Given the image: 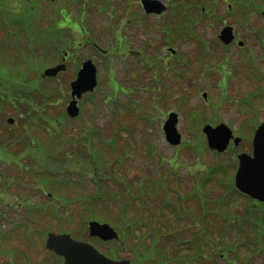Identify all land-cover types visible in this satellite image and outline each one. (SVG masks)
<instances>
[{
  "label": "rangeland",
  "instance_id": "rangeland-1",
  "mask_svg": "<svg viewBox=\"0 0 264 264\" xmlns=\"http://www.w3.org/2000/svg\"><path fill=\"white\" fill-rule=\"evenodd\" d=\"M100 1L104 0H22L19 4L22 7H18L19 2L10 0L12 7L8 3L6 8L14 10L16 14L11 11V15L0 13V77L6 75L8 81H15L9 76L14 74L15 78L22 77L23 84L31 83V87L25 85V91L29 93L28 96H32L34 103L32 107L22 105L21 95L16 88L14 106L0 99V171L4 172L6 177L4 181L0 176V192H7L5 193L7 201L0 199V205L15 223L10 228V223L1 221L3 226L0 227L2 240L0 264H61L50 255L45 246L43 247L46 232L61 229L65 232L77 231L76 234L84 235L87 232V221L92 219L91 217L106 218L119 228L136 215L135 218L140 219L141 225L138 227L136 224L133 232L126 233L124 247L119 249V242L101 246L104 252L115 250L116 256L127 257L134 261L133 264H189L188 257L194 258L193 264H230L231 260H235L237 264H264V246L262 250L253 251L256 245L254 241L256 231L235 229L234 222L237 220L231 218L240 214L246 215L247 207L253 204L247 197L233 199L229 191L231 172L234 174L235 153L240 152L237 150L241 144L234 146L231 142L230 147L235 153L228 151L216 156L206 148L205 139L200 132L201 127L193 124V121H197L201 116L208 120L230 121L236 128L244 119H254L258 122L263 120L264 49L259 44L261 34L254 36L253 33H249L247 23L252 29H263L264 18L256 12L250 18L245 17L241 20L240 10L237 17L236 13L229 14L227 3L222 0H217V5H213L215 0H177L198 5L195 10L204 7V14L200 15L193 27H188L187 21L183 18L188 15L196 16V12L188 10V14L184 16L181 15L180 9L175 11L174 6L172 14L177 23H182V27L176 26L169 39H166L164 34H147L132 27L127 28L128 38L123 36V33L115 34V43L111 45L108 39L114 40V36L106 31L107 29L103 31L101 25L108 20L107 15L122 17L118 5L115 12L106 13L97 12L90 6L86 19L83 13L79 14L81 6L86 10L91 2ZM112 2L115 6V0ZM174 3L175 0L172 6ZM193 8L191 5L189 9ZM0 9L4 10L2 7ZM58 14L64 22H67L68 18L71 19V16L77 17L78 24L87 27L84 28V33L91 31L94 35L93 40L106 52L110 50L111 45L108 54L110 63L100 52L101 55L95 56L101 83L99 85L98 82V87L91 97L80 99L82 116L79 119L69 118L65 114L70 99L69 83L74 78L71 76L72 69L79 58L72 59L69 55V67L65 71L54 78L48 75L40 78L46 68L44 65L50 67L56 61L57 53L60 54L57 49L61 43L86 38L83 37V32L71 33L64 29L63 34L55 30L57 26L60 27L56 22ZM216 16L219 18L218 23ZM111 20L116 26V19ZM223 21L235 25L240 33L239 37L251 47L253 56L243 58L244 54L235 46L226 51L225 47L217 43L218 31L223 26ZM257 31L260 32L261 29ZM193 32L196 33L194 36ZM198 35L200 40L197 39ZM128 43L133 48H144L140 60L133 52H131L133 55L126 59ZM83 44L88 45L87 42ZM166 44L175 48L178 53L179 59H175L171 67L164 62L170 58L169 53L173 54L162 49L167 46ZM201 44L206 50L204 53L199 51ZM78 52L80 58L93 56L94 53L89 45ZM174 54L176 57V53ZM201 55L202 59L199 62L198 58ZM23 56L31 61L29 66L25 64ZM249 60L251 62L254 60L255 65L252 71L254 76L250 74V78L244 73L245 69L235 68V65ZM183 62L189 63L190 66ZM199 64L209 66L206 69L208 73L202 77L197 70ZM107 65L110 66L109 71ZM218 71H222L223 78ZM219 83L225 86L222 92L218 87ZM40 85V91L43 90L45 96L29 91L37 90ZM9 90L10 84L0 81V93L8 96ZM202 92H207L206 99L202 97ZM34 93L37 95L34 96ZM108 96H111L109 100L106 99ZM246 96H255L256 99L259 97L262 100L256 107L260 109L257 115L252 112L246 114L247 111L253 110L252 105L250 107L241 104L247 100ZM250 99L254 100L253 97ZM92 100L95 104H92ZM115 102L122 104L118 108V115L109 109L110 103ZM17 108L24 112L28 110V118L25 119V114L21 117L19 114L21 110L18 111ZM168 111H174L179 116L177 127L182 135V142L175 147L164 140L161 131V124ZM195 112H198V115ZM8 117L13 118V123L7 122ZM85 124L95 127L89 129L85 137L92 144V150L96 151L97 157L103 158L102 172L116 168L117 174L124 176L121 178L122 182L118 176L105 181L102 174L92 175L91 178L95 179L91 180L84 175L89 168L86 163L75 161L73 165L68 164L71 162L70 159H74V152L70 150H83L81 146L76 144L71 146L70 143L78 137L77 130L83 128ZM121 126H128L132 131L130 133L121 131ZM254 127L255 123L242 131L239 130L240 134L249 138ZM59 130L60 135L54 136ZM119 131L124 139L119 138L116 147L120 146L117 151L123 146L128 148L121 165L112 159L115 151L111 150L114 148L99 144V142L109 144L112 141L111 135ZM239 131H236L237 136L241 137ZM79 133L81 136L82 132ZM186 142L191 146L186 145ZM242 142H244L242 146L248 147L246 139ZM68 151L71 152L68 154L70 157L64 156ZM83 153L93 156L91 149L84 150ZM117 154L120 156L118 152ZM54 160L56 163H53ZM86 160L89 161L88 164L97 162L91 157H87ZM217 161L230 171L210 174V167H214ZM59 162L64 164L62 170L56 166ZM44 168L45 171L60 170L54 179L58 178L61 182L57 181L58 184L54 182L56 187L51 185L52 190L45 192L60 197L64 204L53 195L49 197L47 193L41 194L37 189L39 186L44 188L39 184L37 176ZM199 169L202 171L199 172ZM189 172L192 174H188ZM149 176L162 178L161 187L155 198L148 202L152 215L148 211L140 215L141 209L140 211L135 209L138 203L134 202L126 206V218L121 221L118 216L121 206L128 201L125 197L126 195L129 197L128 189L134 188L137 181L139 183L140 179ZM7 179L10 182L15 180L17 182H11L8 187ZM86 182L90 184V190L102 194L106 205L97 201L88 205L86 198H81L85 195L81 189ZM193 185H197L194 190L200 195L186 200L188 196L186 194ZM103 187L108 191L111 189L116 200L113 201L112 194L104 191ZM201 198H204V202H201ZM22 199H29L37 207L32 209L29 207L30 209L26 211L23 207H27L28 202L23 200L20 204L19 201ZM165 199H170L171 202L164 206ZM56 206L59 208L54 210ZM228 209L232 210V215L228 214L230 212ZM262 221L261 229L264 230V217ZM19 224L23 227L18 226ZM260 236L262 242L264 234L260 233ZM164 237L170 239L168 244L164 245L162 242L161 239ZM186 241H190L189 244ZM96 243L97 248H101ZM200 246L202 248H199ZM142 249L148 250L147 254L150 256L140 262ZM153 249H156L155 254L152 252ZM157 250L161 251L162 255H159ZM151 256L158 262L155 260L152 263ZM182 259L185 260L181 261Z\"/></svg>",
  "mask_w": 264,
  "mask_h": 264
},
{
  "label": "water",
  "instance_id": "water-1",
  "mask_svg": "<svg viewBox=\"0 0 264 264\" xmlns=\"http://www.w3.org/2000/svg\"><path fill=\"white\" fill-rule=\"evenodd\" d=\"M156 2V1H154ZM157 12L160 9L156 10ZM220 39L224 43H229L231 38L230 29L224 28L220 34ZM64 69V65L48 68L44 75L54 76L59 70ZM96 70L90 60L82 64L77 77L71 82L72 100L68 103L66 111L71 117L78 114L79 108L75 97L79 98L82 93L92 91L96 85ZM12 122V119H8ZM177 114L170 113L162 126L165 139L172 145L180 143L181 136L176 128ZM202 132L206 135L208 146L217 151H224L231 137V131L225 125L211 127L206 125ZM238 139L235 140V143ZM239 166L234 180L235 186L244 194L264 201V123L259 126L253 138V156L240 154L238 156ZM90 235H96L103 239L117 237V233L106 223L97 221L89 222ZM46 245L49 249L65 258L64 264H130L128 260H110L94 249L90 244L76 241L69 234L47 235Z\"/></svg>",
  "mask_w": 264,
  "mask_h": 264
},
{
  "label": "trees",
  "instance_id": "trees-1",
  "mask_svg": "<svg viewBox=\"0 0 264 264\" xmlns=\"http://www.w3.org/2000/svg\"><path fill=\"white\" fill-rule=\"evenodd\" d=\"M87 126H89V125H87ZM83 132H84V134H86V133H89V130H86L84 128ZM111 136H112V138H111L112 141L109 144H107V145L106 144H103V143H100L99 142V137H97V140H98L99 144H101V146L110 148V146L113 147V146L116 145V143L118 141V138H119V135L117 133H115V134L113 133V135H111ZM79 137H80V133L78 134V137L76 139H73L71 141L70 145L71 146L72 145H75V144L78 145L77 140H78ZM81 138H80V140H81ZM119 146L117 145V147H114V149L111 150V151H115V155L112 157V159H115L114 161H115L116 164L121 165V163L124 160V156L123 155H127L128 148L125 147V146H123L120 151H117V149H118ZM117 152L119 153L120 156H118ZM68 154L69 153H67L64 156L70 157ZM48 159L51 160V158H48ZM70 160H71V162H69L68 164H71L72 163V165L76 161L74 159L73 160L70 159ZM93 160L94 161H97V162L96 163L95 162H92V163H89V164L87 163L89 161H84V160H78L76 162H78V163H86L87 166H89V168L87 169V175L90 176V177L92 175H100V174H102V176L104 177L105 181L107 179H109V178L110 179H114V178H116V176H118L117 178H120V181H121V178L124 177V176H119L117 174V169L116 168H114L112 171H107V172L103 173L102 172L103 171L102 170V167H103V163H102L103 161L102 160H103V158L102 159L98 158L97 157V154H96V151H95V155H94ZM107 162H109V161H107ZM53 163H56L55 160H54ZM56 166H58V168L60 170H62L63 167H64V164L61 163V162H59ZM71 168H73V167H71ZM73 169H75V168H73ZM215 169L216 170H219V171H222V172H226L227 171L226 166L224 164H221V163H218L217 164V167ZM45 170H46V168H44L42 170V172L39 173L40 176L39 175H37V176L39 177L40 183L42 185H44L46 187V189H48V191L49 190L51 191L52 190V188L50 187L51 185L54 188L56 187V184L54 182H56L57 184H58V182H61V180L58 179V178L54 179V177H56V175L58 174V171H60V170H58V171L57 170H54V169L53 170L49 169L48 171H45ZM93 179H95V178H93ZM46 183H48V184H46ZM161 184H162V179L153 178L151 176L146 177L144 179H140L139 180V183L137 181V185L134 188L128 189L127 194L129 193V197L127 195L125 196V197H127L128 201L125 202V204L123 206H121L120 214H119L118 218L121 219V221H123L124 218H126V215H125V209L127 208L126 206L129 203H134V202L135 203H138L137 204V207L135 206V209L137 208L138 211H140V209H141L140 215H141V213H145L147 211L149 212V210H151V208L149 207L150 205L148 204V202H151V200L153 201V199L156 196L157 191L161 187ZM125 187H126V185H125ZM39 190H41L40 187H39ZM103 190L104 191H108V189H106L105 187H103ZM81 191L83 192V194H86L87 193V190H85L84 188H82ZM229 191L233 195V198H235V199H237L238 196H241L235 190V188L233 187L232 180H231V186H230ZM108 192H110L112 194V197L111 198L113 199V201L116 200V196L114 195V193H112L111 189H109ZM91 199H94V201H92V202L97 201V202H100V203L105 204V201L103 200L102 194H96V191L91 194ZM169 200L168 199H165L164 206H165L166 203H170L171 202V200L170 201ZM215 202H218V201L216 200ZM263 205L264 204H259V206L258 205H255V204H251V206H248L247 207L248 210L246 211V215H241L240 214V215L232 216L231 217L233 220L234 219L237 220L236 223L234 222L235 229H237L239 231L240 230L247 231V230H253L254 229V231H256L255 232L256 235L254 237V241L256 243L255 248L253 250L254 252L257 251V250H262L263 249V246H264V240L262 242H260V238H261L260 233L261 234H264V230L261 229L262 228V225H263L262 218L264 217V206ZM150 215H152V214L150 213ZM136 216H133V219L132 220H128V222H126L125 225L120 226V228L121 229H123V228L124 229H127L128 228L129 233L133 232V230L135 229L136 224H138V227L141 225V222L139 221L140 219L139 218L136 219L135 218ZM245 226H247V227H245ZM263 238H264V236H263ZM161 240H162V242L165 245V244H168L167 242L170 239L167 240L166 237H164ZM238 240L240 241V239H238ZM189 242L190 241H186L187 244H189ZM199 248H202V247L200 246ZM147 251L148 250L142 249L141 250V254L143 256H145V257H149L150 255L147 254ZM157 251L159 252V255H162L161 251H159V250H157ZM199 251H200V249H198V252ZM152 252H154V254H155L156 253V249H153ZM196 255L198 256V253ZM153 257L152 256L150 257L151 260H153V262L155 260H156L155 262H158V260L157 259L154 260ZM163 258L164 257H161V259H163ZM187 259H190L189 264H193L194 258L191 259V257H188ZM183 260H185V259H182L181 261H183ZM231 262H233L232 264H237V262L235 260H231ZM231 262H230V264H231Z\"/></svg>",
  "mask_w": 264,
  "mask_h": 264
},
{
  "label": "flooded vegetation",
  "instance_id": "flooded-vegetation-1",
  "mask_svg": "<svg viewBox=\"0 0 264 264\" xmlns=\"http://www.w3.org/2000/svg\"><path fill=\"white\" fill-rule=\"evenodd\" d=\"M14 1L19 2L18 5H17L18 7L20 6L19 4L22 2V0H14ZM161 1H163L164 4L166 5V11L163 14H155V13H152V12L151 13H147L145 11L143 5H142L141 0H131V1L123 0L122 5H123L124 10H123L122 14L125 15L128 18L127 19V23L130 22V18L132 16V14H134V13L137 14V17L135 19L136 23L133 26L138 31L140 30V31H142L144 33H147V34H158L161 31L169 32L170 28L175 25V19H174V16L172 14V10H173L177 0H175V3L173 4V6H172L173 0H161ZM8 3L12 7V4H11L10 0H0V7L4 8V10L0 9V13L2 12V13H6L8 15H11L10 14V11H11L12 13L16 14V12L14 10L12 11V10H9L8 8H6V6L9 5ZM20 7H22V6H20ZM19 13L22 14V11H20ZM133 20H134V18H133ZM28 23H31V22H28ZM247 24L250 27V24L249 23H247ZM104 27H110L109 23H105ZM68 28L70 30H72V31H76L78 33H81L80 27H77L75 25V23H73L72 26H69ZM82 29H84V28H82ZM233 32H234V39L229 45H227V47L232 48V47L235 46L237 48V50L240 51L241 54H244L243 58H249L251 54L248 51L244 50V47H245V42L243 41L244 39L239 37L238 34H240V33L236 32L235 29H233ZM242 41H243V44H242ZM68 60H69V52L68 51L67 52L64 51L60 62H66L67 67H69ZM173 61H174L173 58L168 59L169 63H171ZM253 66H255L254 63L249 60V62L243 61V62L235 65V68L237 70H239L240 68L242 70L245 69L244 73H246L247 77L250 78V74L252 76H254L252 74ZM67 67H66V69H67ZM197 70H198V74L201 77L204 76L206 73H208L207 72L208 70L204 69L203 66H201L200 64H199ZM252 97L255 98V96H252ZM245 103L247 105H249L250 107H251V105L253 107L252 108L253 110H249V111L246 112L247 115L250 112H252L254 114L257 113V111H256L257 103H256L255 99L253 101L250 100V101H243L242 102V104H245ZM17 109H18V111L21 110L19 108H17ZM220 122L228 123V125L230 124L231 126L230 125L229 126L233 130H242L245 127H249V126H251L254 123L256 125L255 127H257L261 121L257 122V120H254V119H251V120L244 119V120H242V121H240L238 123V127L237 128H236V126L233 127V124L230 121L219 120L218 123H220Z\"/></svg>",
  "mask_w": 264,
  "mask_h": 264
}]
</instances>
